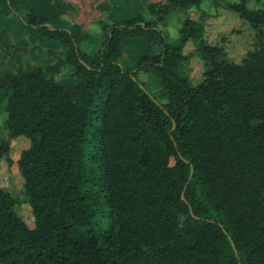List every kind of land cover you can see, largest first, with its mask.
Listing matches in <instances>:
<instances>
[{"label": "trees", "instance_id": "16d2710c", "mask_svg": "<svg viewBox=\"0 0 264 264\" xmlns=\"http://www.w3.org/2000/svg\"><path fill=\"white\" fill-rule=\"evenodd\" d=\"M203 0L150 4L99 20L94 51L21 0H0L22 24L57 45L72 88L36 65L0 86L7 94L0 159L17 167L34 216L0 188V264H264V9L214 0L256 34L241 64L208 43L205 15L185 18L176 39L160 28L175 10ZM144 55L124 60L122 44ZM192 42L204 63L185 73ZM51 63V62H50ZM154 75L159 101L139 80Z\"/></svg>", "mask_w": 264, "mask_h": 264}, {"label": "rangeland", "instance_id": "374dc122", "mask_svg": "<svg viewBox=\"0 0 264 264\" xmlns=\"http://www.w3.org/2000/svg\"><path fill=\"white\" fill-rule=\"evenodd\" d=\"M64 6L76 8V13L67 14L66 20L56 18L52 21L54 26L70 30L76 37L78 43L86 51H94L97 48L101 28L98 21L113 22L123 17L122 11L127 8V13L124 16L132 15L133 13L143 12L147 18H153L147 10L148 5L155 3H163L165 0H62ZM239 0H229L236 3ZM248 5L251 9H264V0H250ZM7 9V8H6ZM8 10V9H7ZM9 11V10H8ZM10 12V11H9ZM205 15L206 32L205 37L209 44L217 45L224 48L227 57L236 64H241L247 57L248 53L253 51L256 44V34L249 23L239 17V15L231 10L223 7H218L214 4V0H203L199 7H192L188 11L175 10L173 11L165 24H161L160 28L165 31L171 39H176L179 35V29L182 21L191 17L195 20H200L202 15ZM15 20L13 24L11 20ZM0 23L3 25V31L6 35L16 34L20 38L19 42L24 44V48L29 44L40 43V40L46 39L37 34L30 27L25 26L22 22L8 14L0 16ZM24 26V28L20 25ZM85 33L89 40L81 37V33ZM87 32V33H86ZM76 34V35H75ZM78 38L82 39L79 40ZM9 40V39H8ZM3 40H0V44ZM51 48H46L45 58L41 62L35 61L32 63L26 62V57L21 61L10 60L9 67L1 66L2 59L0 58V83L2 80L10 78L13 75L19 74L22 70H27L30 67L46 64L50 58L51 61L47 64V69L51 63L61 60V64L57 65V69L49 73L57 81L63 82L65 87L72 88L74 86V78L71 76V69L63 62V57L59 54L53 56L48 55L50 51H57V45ZM22 45L17 44L12 46L13 51L23 50ZM18 48V49H17ZM147 53V49L138 41L125 44L122 48V57L124 60L138 57ZM187 56V61L184 65L185 73L189 76L190 81L196 85L202 81L204 77V63L196 53L195 46L192 42L188 43L184 49ZM27 56V55H26ZM51 62V63H50ZM61 65V66H60ZM59 66V67H58ZM55 76V77H54ZM139 80L143 82L145 87L159 100L165 102L164 90L159 86L154 75L145 72L139 73ZM10 89H5L0 86V143L7 139V130L5 128L6 120V102L7 94ZM29 144L20 146L14 149L11 157L14 160L13 166H9L5 159H0V188L10 193L16 200V210L18 214L26 220L28 225L34 227V216L32 208L28 202L26 192L23 188V179L17 167V159L21 151L28 148Z\"/></svg>", "mask_w": 264, "mask_h": 264}, {"label": "crops", "instance_id": "0c3cea01", "mask_svg": "<svg viewBox=\"0 0 264 264\" xmlns=\"http://www.w3.org/2000/svg\"><path fill=\"white\" fill-rule=\"evenodd\" d=\"M21 1L27 7L34 10V12L36 14L41 15V16L53 15L56 11V9L54 7V1L55 0H21ZM63 10H64V15L59 17L60 19H63V20H66L68 12H69V14H71L72 12L76 13V8H74V7L68 8V7L64 6V4H63ZM127 11H128L127 8L122 11L123 17H121V18H128V17H131V16L136 14V13H133L132 15H130V16L127 15V17H125L124 13H127ZM8 14H11V13L5 7H3V6L0 7V16L1 15L7 16ZM10 22L13 24V22H15V20L12 19ZM22 27L24 28V26H22ZM3 29H4V27L0 23V40H3V43L0 44V58L2 59L1 66H3V67H5V66L9 67V65L11 63L10 60L18 62V61H21L24 57H26L25 58L26 62H29V63L35 62L37 60H38V62H41V60H43L45 58V54H44V52L46 51L45 49L51 48L54 45L52 42H48V40H46V39H42V40H40L39 44H36V39L34 38V44L36 46L29 44L28 47L24 48V44L18 41V39L20 38L18 35H16V34L6 35V33L3 31ZM81 37L84 39H87V41L89 40V37H87V35L83 32L81 33ZM78 39L82 40L80 38H78ZM133 41H136V40H133V39L126 40L122 44V48L125 44L131 43ZM17 44L22 45L21 47L23 48V50H19L17 48L18 50H16V52H14L12 46L14 45L17 47ZM61 62L62 61L59 60V61H56L54 63H51L50 66L47 69H45L46 75L48 77H52V76H49V73L54 72L57 69V65L61 64ZM63 62L65 63L66 66H68L64 60H63ZM30 68H32V67H30ZM30 68H28V69H30ZM24 71L25 70H22L19 74L23 73ZM19 74H16V75H19ZM16 75H13L7 79H11V78L15 77Z\"/></svg>", "mask_w": 264, "mask_h": 264}]
</instances>
